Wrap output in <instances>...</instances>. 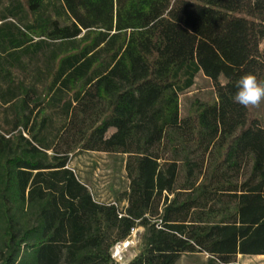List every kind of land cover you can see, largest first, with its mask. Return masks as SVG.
Masks as SVG:
<instances>
[{
	"label": "trees",
	"instance_id": "trees-1",
	"mask_svg": "<svg viewBox=\"0 0 264 264\" xmlns=\"http://www.w3.org/2000/svg\"><path fill=\"white\" fill-rule=\"evenodd\" d=\"M245 73L264 80V0H0V264H119L138 228L128 264L264 256V103L233 102ZM199 74L214 98L182 118ZM111 126L164 163L156 219L96 200L70 167Z\"/></svg>",
	"mask_w": 264,
	"mask_h": 264
},
{
	"label": "rangeland",
	"instance_id": "rangeland-1",
	"mask_svg": "<svg viewBox=\"0 0 264 264\" xmlns=\"http://www.w3.org/2000/svg\"><path fill=\"white\" fill-rule=\"evenodd\" d=\"M62 20L66 21L65 18ZM213 98L211 82L199 74L195 86L181 96V117L187 116L193 100L207 102ZM141 142L142 133L137 130L132 129L124 135L120 126L107 127L90 135L73 157L70 167L96 200L117 203L122 209L144 208L149 218L156 219L161 214L166 197L172 198V195L159 182L158 169L164 163L145 158L141 153ZM165 172L175 186L180 173L179 163L167 165ZM142 235L143 229H136L128 246L123 244L119 250H114L115 259L120 264H128L139 254ZM199 258L189 261L186 257L184 262L196 264L203 259Z\"/></svg>",
	"mask_w": 264,
	"mask_h": 264
},
{
	"label": "clouds",
	"instance_id": "clouds-1",
	"mask_svg": "<svg viewBox=\"0 0 264 264\" xmlns=\"http://www.w3.org/2000/svg\"><path fill=\"white\" fill-rule=\"evenodd\" d=\"M233 102L245 108H257L264 103V80L254 73H245L235 83Z\"/></svg>",
	"mask_w": 264,
	"mask_h": 264
},
{
	"label": "crops",
	"instance_id": "crops-1",
	"mask_svg": "<svg viewBox=\"0 0 264 264\" xmlns=\"http://www.w3.org/2000/svg\"><path fill=\"white\" fill-rule=\"evenodd\" d=\"M222 83H224L223 80H222ZM186 257L189 261L195 260V259H201L199 257H203L201 262L196 263V264H207V260H208V256L205 254L185 255V256L181 257V259L177 262V264H185L184 259ZM237 264H264V256H242V255H239L237 258Z\"/></svg>",
	"mask_w": 264,
	"mask_h": 264
},
{
	"label": "built area",
	"instance_id": "built-area-1",
	"mask_svg": "<svg viewBox=\"0 0 264 264\" xmlns=\"http://www.w3.org/2000/svg\"><path fill=\"white\" fill-rule=\"evenodd\" d=\"M136 230H134L133 232H132V234L135 232ZM130 239H131V237L127 240V241H125V242H123V243H120V244H118V245H116L115 246V248H114V250L115 249H120V246L121 245H123V244H125V246H128V242L130 241ZM114 250H113V259L117 262V263H119L115 258H116V256L114 255ZM120 264V263H119Z\"/></svg>",
	"mask_w": 264,
	"mask_h": 264
}]
</instances>
